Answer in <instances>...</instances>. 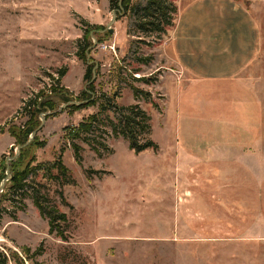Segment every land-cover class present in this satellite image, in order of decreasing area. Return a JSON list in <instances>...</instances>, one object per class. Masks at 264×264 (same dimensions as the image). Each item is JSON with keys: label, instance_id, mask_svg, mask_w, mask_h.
<instances>
[{"label": "rangeland", "instance_id": "obj_1", "mask_svg": "<svg viewBox=\"0 0 264 264\" xmlns=\"http://www.w3.org/2000/svg\"><path fill=\"white\" fill-rule=\"evenodd\" d=\"M118 1L0 0V187L7 179L0 193V252L8 264H264V0L248 5L261 34L258 60L245 76L262 112L257 160L228 152L235 159L211 168L202 155L183 150L185 137L179 136L162 87V75L172 76L162 57L167 36L145 37L129 12L118 16L111 34ZM88 24L94 27L87 41L93 47L85 59L78 51ZM87 61L96 71V98L117 93V102L129 106L138 103L134 86L151 94L140 105L159 150L137 153L106 120L95 136L108 149L99 154L76 139L82 147L78 161L70 128L100 107L71 110L58 95L51 97L56 109L40 114L35 137L31 133L25 141L30 120L21 109L25 98L57 86L53 80L60 78L59 88L79 101L88 84ZM152 76L157 79L152 85L139 79ZM108 114L115 119L114 112ZM61 154L67 177L49 168ZM33 158L47 165L35 177L37 189L67 215L61 222L65 239L50 232L32 192L20 201L9 190L11 170Z\"/></svg>", "mask_w": 264, "mask_h": 264}, {"label": "crops", "instance_id": "obj_2", "mask_svg": "<svg viewBox=\"0 0 264 264\" xmlns=\"http://www.w3.org/2000/svg\"><path fill=\"white\" fill-rule=\"evenodd\" d=\"M177 3L176 24L162 44V57L171 65L172 76L161 74L160 81L175 110L179 136L185 137L183 150L193 157L202 155L208 168L212 163L224 167L235 159L228 152L257 160L262 112L258 93L245 77L261 46L260 25L248 7L255 2Z\"/></svg>", "mask_w": 264, "mask_h": 264}, {"label": "trees", "instance_id": "obj_3", "mask_svg": "<svg viewBox=\"0 0 264 264\" xmlns=\"http://www.w3.org/2000/svg\"><path fill=\"white\" fill-rule=\"evenodd\" d=\"M114 9L117 11L118 16H123L129 12L133 17L134 26L139 32L143 33L145 37L154 36L160 38L167 35L168 31L175 26L178 15L177 0H137L134 4L132 3V0H119ZM93 28V25L88 24L84 34L85 41L82 42L83 44L81 43V49L78 51L82 58L85 59L91 50L90 48L92 45H90L87 41L91 36L90 31ZM137 61L149 64L151 58H137ZM135 71L136 73L139 72L137 68ZM59 72L60 76L63 77L67 70L62 69L59 70ZM95 74L96 71L94 70V65H89L88 63V69L85 74V79L88 81V84L79 99L82 103L78 105H69L71 110H79L96 104H99L100 107V113H93L80 122L76 128H70L69 139L72 141L71 145L75 150L77 160L80 162L82 161L80 153L82 147L76 143V139L81 138L99 154L102 153L101 149H108L107 144H103L102 141L96 140L95 136L97 128H100L102 123L105 125L104 121L106 120L111 126L112 133L116 137H123L127 139L130 148L137 153L147 149H152L154 151L159 150V144L152 139L150 116L140 105V100L143 95L145 94L148 96L151 94L148 91L134 86V95L136 100H138V103L131 104L129 106L120 105L117 102V93L102 99L96 98ZM139 79H142V81L149 85H152L157 81L156 77L153 76L152 78L140 77ZM53 81V83L57 86H52V94L46 93L44 88L24 100L21 109L24 115H27L28 113L30 116V120L26 123L27 130L24 135V137H26L25 141L33 132L34 128L38 126L37 120L40 114L44 113V111H54L56 109L57 105L51 98L53 95H58L59 98L65 102L72 101L69 96L70 92L64 87L59 88L60 78L54 79ZM110 111L115 113V119L109 118L108 112ZM101 113H107V116L105 118H101ZM36 161L37 159L33 158L25 163L23 167L11 170L9 190L13 193V195H19L20 201H23V199L32 192L35 206L40 211V214L49 220L50 232H56L57 235L65 239L66 228L61 225V222H67V215L60 211L57 204L52 203L48 195L42 194L40 189H37L35 177L38 176L39 170H42L46 163ZM48 163H52L49 164V168H59L63 175L67 177L68 169L63 162L62 154L56 158L55 162ZM22 208L19 206V209ZM0 264H8L7 257L1 252Z\"/></svg>", "mask_w": 264, "mask_h": 264}, {"label": "water", "instance_id": "obj_4", "mask_svg": "<svg viewBox=\"0 0 264 264\" xmlns=\"http://www.w3.org/2000/svg\"><path fill=\"white\" fill-rule=\"evenodd\" d=\"M118 18V13L116 10L113 11V16H112V19H111V22L109 23L108 27H109V32L112 34L114 32V29L112 28V24L116 21V19ZM93 47V46H92ZM91 47V48H92ZM89 63H92V61H89ZM96 78V74L94 75V79ZM82 102L78 101V100H72V101H69L67 103L64 104V106H69V105H72V104H81ZM46 115L49 114V112H45ZM44 115V117L46 116ZM45 121V119H44ZM43 121V122H44ZM36 130L32 132V135H31V139H33L36 135ZM19 150H20V147H19ZM20 152V151H19ZM18 152V153H19ZM10 174V171L8 170V175ZM6 180H4V182L2 183L1 187H0V193H2V191L4 190V186L6 185Z\"/></svg>", "mask_w": 264, "mask_h": 264}, {"label": "built area", "instance_id": "obj_5", "mask_svg": "<svg viewBox=\"0 0 264 264\" xmlns=\"http://www.w3.org/2000/svg\"><path fill=\"white\" fill-rule=\"evenodd\" d=\"M45 91H46V93L52 94V88L51 89H49V88L48 89H45ZM30 96H28V97H30ZM25 99H27V98H25Z\"/></svg>", "mask_w": 264, "mask_h": 264}]
</instances>
